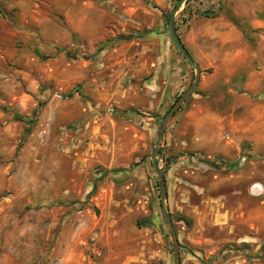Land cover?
<instances>
[{
  "label": "rangeland",
  "instance_id": "rangeland-1",
  "mask_svg": "<svg viewBox=\"0 0 264 264\" xmlns=\"http://www.w3.org/2000/svg\"><path fill=\"white\" fill-rule=\"evenodd\" d=\"M261 1L189 0L175 16L190 46L192 28L231 23L250 50L231 78L194 60L198 87L159 146L181 264H264ZM175 4L0 0V264H174L151 153L195 77L168 31ZM198 106L221 124L198 135Z\"/></svg>",
  "mask_w": 264,
  "mask_h": 264
},
{
  "label": "crops",
  "instance_id": "crops-1",
  "mask_svg": "<svg viewBox=\"0 0 264 264\" xmlns=\"http://www.w3.org/2000/svg\"><path fill=\"white\" fill-rule=\"evenodd\" d=\"M248 0H240L241 5L245 8ZM262 9L264 10V0L261 1ZM85 19H81V23ZM86 21V20H85ZM78 23L69 26L71 31H80ZM255 28H264V16L253 21ZM193 36L192 42L194 46H190L184 40L182 41L185 47L192 53V56L201 68L212 67L216 78L241 75L242 70L248 68V59L250 50L248 41L244 38L242 31L234 24L226 23L220 30H210L208 28L195 30L191 29ZM70 36L52 40L54 43L66 44L70 40ZM264 43V38H262ZM197 54H199L197 56ZM262 75L264 72L261 73ZM255 74H249V77ZM251 81V80H250ZM230 79L224 80L223 83H229ZM248 85L250 83L248 82ZM24 101V99H23ZM197 112H193V125L196 133L201 135L202 126L207 124H215L219 126L222 119L214 112L210 111L206 106H198ZM220 123V124H219ZM228 264H246L244 262H229Z\"/></svg>",
  "mask_w": 264,
  "mask_h": 264
},
{
  "label": "water",
  "instance_id": "water-1",
  "mask_svg": "<svg viewBox=\"0 0 264 264\" xmlns=\"http://www.w3.org/2000/svg\"><path fill=\"white\" fill-rule=\"evenodd\" d=\"M187 0H178L176 6L171 11L169 18H168V31L171 37L172 42L176 46L177 50L180 52V54L184 57V59L188 62V64L194 69L195 71V77L192 82V84L189 86V88L178 98V100L171 106V108L168 110V112L164 115L159 131L157 133L154 147L152 149L151 153V162L158 174V182H159V188H160V199H161V209L162 213L165 219V223L170 231L172 244H173V254H174V264H181V254H180V247L178 243V235L176 233L173 221L170 217L168 207L166 204V196H167V189H166V182H165V176L164 172L159 169L157 164V156H158V150L160 143L162 141V138L164 136V133L167 129V125L169 123V120L172 118L174 113L179 110V108L185 103V101L194 93L195 89L198 87V84L200 82L201 78V70L200 67L196 64L184 44L182 43L176 27H175V16L177 12L180 10L182 5Z\"/></svg>",
  "mask_w": 264,
  "mask_h": 264
},
{
  "label": "trees",
  "instance_id": "trees-1",
  "mask_svg": "<svg viewBox=\"0 0 264 264\" xmlns=\"http://www.w3.org/2000/svg\"><path fill=\"white\" fill-rule=\"evenodd\" d=\"M173 1L177 2L178 0H173ZM188 1H189V0L186 1V4H187ZM175 5H176V4H175ZM159 153H160V150H159Z\"/></svg>",
  "mask_w": 264,
  "mask_h": 264
}]
</instances>
